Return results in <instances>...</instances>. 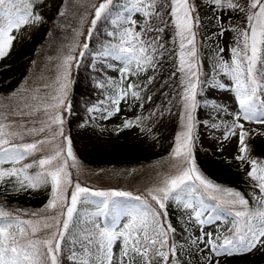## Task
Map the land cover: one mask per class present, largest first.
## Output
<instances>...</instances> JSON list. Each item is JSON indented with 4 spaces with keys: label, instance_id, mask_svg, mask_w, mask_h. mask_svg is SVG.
<instances>
[{
    "label": "snow or ice",
    "instance_id": "1",
    "mask_svg": "<svg viewBox=\"0 0 264 264\" xmlns=\"http://www.w3.org/2000/svg\"><path fill=\"white\" fill-rule=\"evenodd\" d=\"M35 2L37 0H0V58L7 55L11 47L15 38L11 35L13 30L42 21L32 10ZM115 3L116 0H100L94 4L89 29L77 33L91 37L97 23L109 17L118 29L108 33L116 42H109L98 55L123 62L119 70L121 80L113 82V92L107 98L109 106L93 107L89 112H100L101 119H110L121 111L122 101L141 99L143 88L130 78L150 70L158 71L161 58L168 51L163 33L171 26L174 29L172 43L179 49L177 71L182 74L183 87V130L177 134L172 152L175 171L163 175L157 184L136 196L122 191L93 192L73 182L69 168L77 167L78 161L63 127L64 113L71 110L70 69L77 59L71 53L77 47L89 48L87 42L75 45L57 65L51 84L26 88L23 94L14 93L18 97L15 104H6L4 98H0V185L11 182L15 193L48 185L51 188L47 204L38 211H13L0 205V264H191L194 254L200 256L203 264H222L221 258L254 252L264 254V161L250 157L246 143L250 134L245 129V122L264 125V0H204L211 12L209 20L215 21L217 28L213 35L223 38L227 32L235 34V46L230 47L231 59L226 61L221 55L224 48H218L213 57V70H219L218 75L223 73L233 83L217 81L211 87L231 88L238 101L239 111L232 113L233 120L224 139L238 136L239 154L235 159L241 162V167L244 163L251 166L247 175L255 181L253 186L259 191L258 195L253 194L251 204L241 192L205 177L192 158L198 122L194 113L200 104L197 97L203 92L199 87L203 81L196 39L201 17L194 0H130L129 6L113 15ZM136 13L143 17L142 21L133 18ZM234 18L244 21V26L233 24ZM153 19L160 25L153 24ZM225 22L229 27L224 26ZM84 54L80 51L77 55ZM154 79V75L149 76L144 87ZM125 81H128L126 85ZM204 103L227 111L214 100ZM140 120L139 116L126 118L122 128L139 126ZM202 122L208 123L207 120ZM29 157L32 163H22ZM5 164L10 167L5 168ZM34 167L39 170L30 173ZM90 196L103 197L97 202L94 216H107L110 209L114 210L109 224L101 226L93 219L87 226H81L77 205L87 202ZM205 196L215 201V205L209 206ZM113 197L131 198L136 203L121 205ZM169 202L190 210L188 222L200 226L199 234L185 228L188 236L184 244L175 240L176 228L168 218ZM210 207L215 215L204 218ZM121 216L126 222L121 223ZM221 219L231 224L226 233L218 228L204 230V226ZM117 242L119 250L114 251Z\"/></svg>",
    "mask_w": 264,
    "mask_h": 264
},
{
    "label": "rangeland",
    "instance_id": "2",
    "mask_svg": "<svg viewBox=\"0 0 264 264\" xmlns=\"http://www.w3.org/2000/svg\"><path fill=\"white\" fill-rule=\"evenodd\" d=\"M99 2L100 0H42V2H38L37 0V2L34 3L32 10L43 18L42 21L39 23L27 24L21 27L19 31L13 30L11 32V35L15 37L11 46L18 45L24 41V39H30L32 36L34 37L38 33H43L41 35L44 37L41 43H35L38 51L37 53L39 54V60L38 62L32 63L31 66L29 65L28 70L30 71V74L27 76L28 84H26L25 88L18 89L19 91L22 90L20 91L21 94L24 93L23 89L25 90L26 88H35L45 83L51 84L56 76L57 65L62 62L63 57L68 55L70 50L75 45H77V43H89V37L77 35V33L87 32L90 27V20L94 16L92 6L94 4H98ZM116 2H119V0H116ZM121 3L123 4V8H120L119 12H122L125 6H129L130 0H121ZM194 3L197 5L201 17V26L196 38L198 52L202 51L203 48L209 51L206 59L209 61V66H211L214 76V80L204 88L203 94H205V96L208 98L210 97L212 101H216L217 104L227 108V111H223L221 108H214L211 104L205 105L200 102L197 110L194 113L196 120L198 121L194 131L196 145L202 150L209 151L211 157L224 158L225 164L228 167L241 170L243 176L247 178L253 193L258 195V189L253 186L255 181L251 180L247 175L251 166L247 163H244L243 167H241V162L235 159V157L239 154L238 136H232L230 139L225 140L224 134L227 131V128L210 123V120L213 118L232 120V113L239 111L238 101L236 100L235 93L231 90V88L219 89L211 87V84L216 83L217 81L228 85L233 83L223 73L218 75L217 72L219 70H213V57L215 56L218 48H224L225 51L221 53V55L226 61L231 59L230 47L235 46V34L232 32H227L223 38H218L217 36L213 35L217 31V28L215 21L209 20L211 12L209 11L208 6L204 3V0H194ZM39 5L42 7H38ZM41 10H45L46 12L43 14ZM61 12L64 14L61 15ZM125 14L127 15V13ZM228 15H231V13ZM133 18L137 19L138 21L143 20V17L138 13L133 14ZM224 19L226 21L227 17ZM110 23L112 24L113 28L107 32V35L110 32L118 31L117 26L112 23V20ZM233 24H239L240 27H243L244 21L234 18ZM155 25L159 26V24ZM224 26L226 28L229 27L227 22H225ZM42 29H45L44 32H41ZM137 31H139L138 26ZM111 38L114 39V37ZM110 42L115 43L116 41L112 40ZM108 43L109 41L105 42V45ZM103 49L104 48H102V50L99 52H89V56L92 58L90 67L92 71L99 72L100 74L102 73L103 77L109 81L108 86L113 87V82L119 83L121 80V73L119 70L123 67V62L113 60L111 57H100L98 54L102 52ZM80 51L84 50L77 47L75 51L71 53L72 55L77 56V59L73 62V65L77 64L76 62H79V60L85 58V54L83 56L77 55ZM203 56L205 57V54H202L201 58ZM4 58L5 56L0 58V64L4 62ZM109 65H111V67H109ZM72 69L73 68L71 67L69 79L71 78ZM141 78L142 74L136 77H131L130 80L132 82H138ZM127 82L128 81L124 82L125 85ZM104 86V80L96 81L94 84H91L88 91H85L86 94L84 98H87L89 102L91 101L90 103L88 102L89 104L85 109L86 111L82 112L81 117L78 119H73V122L75 123H72L70 120L69 122L71 126H67L65 124L63 126L65 135L71 140V148L76 160L78 161L77 167L69 168L70 173L74 169V173L77 175V178L73 179V175L71 174L73 182H79L82 187H87L93 192L117 191L112 187L103 186L104 184L102 183L105 182L106 179L112 181L118 176L113 177L116 173L111 167L98 170L95 169L93 171V166L87 163L89 159L87 155L85 156L84 149L94 148L96 146L110 149L112 146L120 144V147L123 148L122 151L127 152L129 155H133L135 158H133L134 160L143 162L141 165H137V167L133 168L132 170L136 169V172H138V169L142 167L145 172H149V174L152 175L159 173L161 175L164 174L162 166L163 164L165 165V159L169 161L171 160L169 156H172L171 153L167 158L165 152H163L162 149L159 148V145L155 143V135L150 132V129H144L139 126L128 129L122 128L123 122L126 118H135L139 115L142 108V102L140 100L129 98L127 103L122 101L120 104L121 111L110 119H101L100 112H89V109L93 107L103 109L109 106L110 102L107 98L111 95V93L105 92L106 88ZM102 90L105 91L101 93ZM19 91L16 93H19ZM17 98L18 97H14L13 95V97H11V103L17 101ZM262 99H264V97H262ZM101 102L104 103L101 104ZM70 104L71 110H73L71 101ZM71 110L67 112V115L70 113L75 115L74 111ZM65 116L66 114H64V117ZM204 120H207L208 123L204 124L202 122ZM179 124L180 120L177 125L174 124V127L176 125L178 128ZM213 125H215V127H213ZM179 129H182L181 125L179 126ZM245 129L252 136L258 137L259 144L264 150V134H261L264 133V125L254 122H245ZM144 161H146V163H144ZM68 163L71 165V158L68 159ZM175 164L176 161L175 163H172L170 168H168L170 173L175 171ZM167 166H170V162ZM127 177L135 178L136 174L133 172L125 178ZM101 199H103V197H89L88 200L91 202L94 208L88 213V217H90V220L95 219L101 224V226H103L111 222L114 210H109L107 216H94L93 214L97 211V202ZM206 203L209 206H212V204L207 200ZM168 206L170 207L171 211L173 210L172 212L177 217L176 221L171 222L173 227L176 228V232H182L185 236H188V233L185 232V228L187 227L190 229L191 233L199 234L198 229L200 226L195 222H188L190 210H184L182 207L177 206L175 202H169ZM208 215H215V213L212 212L211 207L208 211H206L204 218H207ZM227 219L230 221L232 218L229 217ZM124 222H126V218L121 216V223ZM229 224L230 223L225 222L224 219H221L215 221V223L212 225L204 226V230L215 231L218 228L221 232H225L224 228ZM176 242L179 244H184L185 239L181 240L177 238ZM118 245L119 242H117V246H114V251L119 250ZM184 259L187 261L188 257L185 256ZM221 259L222 264H264V254L258 252L246 254L244 256ZM191 264H203V262L199 255L194 254L191 258Z\"/></svg>",
    "mask_w": 264,
    "mask_h": 264
},
{
    "label": "trees",
    "instance_id": "3",
    "mask_svg": "<svg viewBox=\"0 0 264 264\" xmlns=\"http://www.w3.org/2000/svg\"><path fill=\"white\" fill-rule=\"evenodd\" d=\"M119 2L115 3L113 15H115L116 12H119L120 8L123 7L121 0H119ZM38 7L42 6L39 5ZM41 12L44 14L46 11L41 10ZM111 20L112 17H109L102 19L97 23L91 38H88L90 39L88 43L89 48L84 50L85 58L79 60V62H76L77 64L72 66L73 69L70 78L72 82L70 84L69 100L73 105V110L71 111H74L75 115L71 113L67 115V112L64 113L66 114L64 118L65 125L67 126H71L69 122L70 120L72 123H75L73 122V119H78L81 117V113L86 111L85 109L91 101L89 102L87 98H84L86 94L85 91H88L91 84H94L96 81L104 80V87L106 88V91L102 90L101 93L105 91L112 94L113 92V87L108 88L109 81L103 77V74L91 70L90 63L92 58L89 56V52H99L102 50V48L106 46L105 42L115 40L107 35V32L113 28L112 24L110 23ZM152 22L154 24H160V22L155 19H153ZM44 30L45 29H42L41 32H44ZM41 34L43 33H38L34 37L32 36L30 39H24V41L18 45L11 46L7 52V55H5L4 62L0 64V98H4V103H11V99L8 98L13 97V93L19 91L18 89H20V87L24 88L26 87V84H28L27 76L30 74L28 67L29 65L31 66L32 63L38 62L39 60V55H36L38 53L35 43H41L43 41L44 37ZM149 35L155 36L156 33H149ZM173 36L174 29L169 26L163 33V43L165 44L168 51L161 58L158 71L153 73V71L150 70L146 74H142L140 81L135 82L140 84L143 88V91L140 93V100L143 103V108L138 115L141 118L139 126L144 129H150V132L155 135V143L159 145V148L162 149L163 152H165L167 158L169 154L173 152V149L176 145L177 134L183 130L179 129V126L181 125L182 112V74L177 71L179 64V49L178 45H174L172 43ZM208 53L209 51L204 48L199 52V66L201 71L200 78L203 81L199 87L203 88V92L204 88L209 84V82L213 80L212 68L209 66V61L206 59ZM202 54H205V57L203 56L201 58ZM173 73H175V75H173ZM153 75L155 76L153 82L144 87L148 77ZM203 92L198 95L197 99L203 104H205V100L212 101L211 98L205 96ZM148 97H151V99H148ZM13 103H16V101ZM179 120L180 124L177 128L176 125ZM232 120L213 118L211 122L219 125L220 127L222 126L227 128L229 125H231ZM174 124H176V129ZM246 143L250 148V157L257 159L258 161H264V150L259 144L258 137L252 136L250 134L246 140ZM120 146V144H116L110 149L96 146L94 148L84 149V154L85 156L87 155L89 159L87 163L93 166V171L95 169L98 170L111 167L116 173L113 177L118 176L112 181L106 179V181L102 183L104 184L103 186L112 187L117 191L131 192L133 196L142 195L145 193L147 188L157 184L163 175L170 173L168 168L171 167L173 162L175 163V160L170 155L169 158H171V160L168 161L165 159V165L163 164L162 166L164 174L161 175L159 173L152 175L149 174V172H145L142 167L138 169V172H136V169H134L135 171L132 169L136 168L137 165H141L143 162L134 160L135 158L133 155H129L127 152L122 151L123 148ZM192 158L195 160L196 166L205 177L222 187L231 188L241 192L245 198L249 200L250 204L252 203V197L254 193L249 186L247 178L243 176L241 170L228 167L225 164L224 158L211 157L209 151L202 150L196 145L195 137L192 148ZM169 162L170 166H167ZM22 163H32V158L29 157ZM144 163H146V161H144ZM4 167L7 168L10 167V165L5 164ZM38 170V168L34 167L33 169H30L29 172L34 173ZM133 172L136 174L135 178H125ZM71 174L73 175V179L77 178V175L74 173V169L71 171ZM6 186H9V188H6ZM11 186V182L0 185V205H3L7 209L10 207L11 209L9 210L13 211L16 209L26 210L28 213L38 211L44 208L51 195L50 185L43 186L38 189H28L27 191L21 193L13 192ZM71 190L72 189H70V191ZM5 191L9 192L5 193ZM113 199L120 202L121 204H127L128 202H131L132 204L136 203V201L127 197H113ZM205 199L212 205H215L216 203L215 201L208 199L206 196ZM93 208L94 206H92L89 200L77 205L82 227L87 226V224L91 221L90 217H88V213ZM167 211L169 220L171 222L176 221L177 217L172 212L173 210H170L169 206ZM229 227H231V224L226 226V232ZM185 237L186 236L182 232L175 233V240H177V238L184 240Z\"/></svg>",
    "mask_w": 264,
    "mask_h": 264
},
{
    "label": "bare ground",
    "instance_id": "4",
    "mask_svg": "<svg viewBox=\"0 0 264 264\" xmlns=\"http://www.w3.org/2000/svg\"><path fill=\"white\" fill-rule=\"evenodd\" d=\"M120 3V2H119ZM123 8V7H122ZM155 23H156V21H155ZM160 25V24H159ZM44 27V26H43ZM28 42V41H27ZM34 42V41H33ZM80 43H82V42H80ZM78 44V43H77ZM38 52V51H37ZM40 52V51H39ZM36 55H39V54H36ZM36 55H35V57H36ZM91 68V67H90ZM7 70V69H6ZM25 72V71H24ZM25 75V74H24ZM13 77V76H12ZM3 83V82H2ZM14 88V87H13ZM25 88V87H24ZM5 89V88H4ZM20 89H21V87H20ZM9 90V89H8ZM3 91V90H2ZM13 91V90H12ZM24 91V90H23ZM6 99V98H5ZM18 99V98H17ZM16 100V99H15ZM6 101V100H5ZM13 102V101H12ZM84 104V103H83ZM9 188V186H6V188ZM12 187V186H11ZM11 191V190H10ZM7 192H9V191H7ZM6 191H5V193H7ZM50 193V192H49ZM5 197V196H4ZM3 198V197H2ZM0 200H1V198H0ZM3 200V199H2ZM9 203V202H8ZM4 204V203H3ZM15 207V206H14ZM6 208V207H5ZM9 209H11L10 207H8ZM93 212V211H92Z\"/></svg>",
    "mask_w": 264,
    "mask_h": 264
}]
</instances>
